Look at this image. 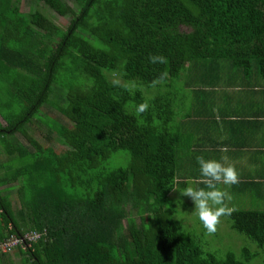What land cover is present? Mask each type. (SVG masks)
<instances>
[{"label": "trees", "instance_id": "obj_1", "mask_svg": "<svg viewBox=\"0 0 264 264\" xmlns=\"http://www.w3.org/2000/svg\"><path fill=\"white\" fill-rule=\"evenodd\" d=\"M35 1L25 13L0 0V242L42 235L14 249L18 264H264V211L228 208L256 251L219 259L170 199L194 178L179 168L180 92L216 73L264 80V0ZM44 106L67 120L42 123L61 152L30 134ZM123 152L129 164L112 167Z\"/></svg>", "mask_w": 264, "mask_h": 264}, {"label": "crops", "instance_id": "obj_2", "mask_svg": "<svg viewBox=\"0 0 264 264\" xmlns=\"http://www.w3.org/2000/svg\"><path fill=\"white\" fill-rule=\"evenodd\" d=\"M251 77V78H250ZM233 79L214 74L199 87L180 92L175 126L179 131V168L194 188L204 181L197 156L233 167L235 185L218 189L236 199V210L264 211V80L253 73ZM224 78V79H223ZM232 185V186H231ZM226 198V199H227ZM249 208L243 207L245 201ZM231 210H233L231 208Z\"/></svg>", "mask_w": 264, "mask_h": 264}, {"label": "rangeland", "instance_id": "obj_3", "mask_svg": "<svg viewBox=\"0 0 264 264\" xmlns=\"http://www.w3.org/2000/svg\"><path fill=\"white\" fill-rule=\"evenodd\" d=\"M38 8H44L42 4L36 2L35 0H22L21 2V10L22 12L28 13L37 10ZM46 15L52 20L53 22L57 23L59 27L66 29L69 25L68 19H62L61 17L55 15V13L51 12L49 15V11H45ZM183 31L188 32L189 30L184 28ZM254 71H258L256 63L254 62ZM56 88L55 93H58V87ZM67 92L63 91L62 94L65 96ZM149 96V94H147ZM56 95H52V100H55ZM62 105L63 102L59 101ZM42 117V118H40ZM47 118L49 121H55L57 125L59 124H66V118L59 113L56 109L51 108L50 106H44L40 111V116L35 118L33 124L30 125L31 131L30 134L36 138V140L41 143L42 145L54 146L57 152H61L63 150V143L59 139L58 135L55 133L50 134L49 128L43 124H47L48 122L45 121L43 118ZM38 120V121H37ZM1 121V120H0ZM40 121V122H39ZM3 121H1L2 123ZM43 123V124H42ZM3 124V123H2ZM20 139L26 143L23 137ZM0 154V163H5L8 160L7 154L3 149H1ZM111 161V166H122L126 167L130 162V155L126 152L120 153ZM186 183L191 184V180L187 181ZM230 197L227 198V202H225L227 208L229 209H236V199H232V194ZM13 199L17 201L16 193L13 196ZM171 203L176 207V217L175 221L184 229L186 232L193 233L198 239H200V243L203 246L204 250L207 253H213L219 259H224L226 255L230 252L235 253L237 257L245 262V257L242 255V251L244 248H248L250 252L255 253L256 245L250 242L245 236L237 233L236 231L232 230L231 222L221 216L218 219V223L216 224V230L214 232H207L201 222L198 220L197 216L194 214V203L192 200L187 197L185 201H183V195H181L180 191L175 192L170 196ZM251 201H245L243 207L238 208H249L247 204ZM11 256V260L14 264L20 263V257L15 255V253L11 252L8 254ZM10 260V259H9ZM8 262V264H11ZM261 261L253 260L249 264H259Z\"/></svg>", "mask_w": 264, "mask_h": 264}, {"label": "clouds", "instance_id": "obj_4", "mask_svg": "<svg viewBox=\"0 0 264 264\" xmlns=\"http://www.w3.org/2000/svg\"><path fill=\"white\" fill-rule=\"evenodd\" d=\"M196 161L200 175L205 178V187L194 188L190 183H186L180 193L192 200L194 214L203 228L211 233L216 230L218 219L229 211L225 204L226 193L219 190L217 185L221 182L225 185L235 184L238 177L233 167H224L216 160H206L202 156H197Z\"/></svg>", "mask_w": 264, "mask_h": 264}, {"label": "built area", "instance_id": "obj_5", "mask_svg": "<svg viewBox=\"0 0 264 264\" xmlns=\"http://www.w3.org/2000/svg\"><path fill=\"white\" fill-rule=\"evenodd\" d=\"M41 238L42 235L36 232L26 233L23 236H12L7 241L0 242V254L11 253L17 248L26 249L33 243L38 242Z\"/></svg>", "mask_w": 264, "mask_h": 264}]
</instances>
